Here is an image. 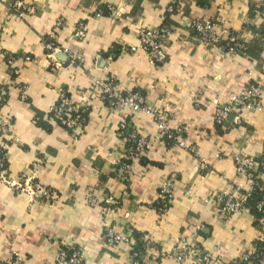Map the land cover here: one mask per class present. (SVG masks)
<instances>
[{
	"label": "crops",
	"instance_id": "obj_1",
	"mask_svg": "<svg viewBox=\"0 0 264 264\" xmlns=\"http://www.w3.org/2000/svg\"><path fill=\"white\" fill-rule=\"evenodd\" d=\"M170 3L174 12L166 14ZM98 5L113 11L97 17ZM259 9L258 0H0V49L19 69L13 78L0 56V86L10 90L0 121H12L0 137V260L18 253L21 264H52L64 247L80 248L84 264H177L164 254L184 236L213 256L211 264H229L251 252L258 237L264 240L260 216H217L225 193L248 188L235 171V154H264V92L263 107L244 112L241 125L213 123L215 104L240 92L249 76L264 90ZM199 17L228 29L243 49L233 54L195 41L189 23ZM57 18L65 27L53 32ZM79 21L87 25L86 36L69 38ZM159 23L170 38L167 62L154 66L138 48L137 32ZM45 41L55 46L48 56ZM108 76L119 89L140 92L144 107L168 113L172 127L185 128L186 147L169 146L151 113L135 110L134 128L150 136L153 147L121 183L113 178L109 153L120 148L117 128L129 111L102 101L97 82ZM22 86L26 100L19 97ZM61 87L72 102L90 108L76 138L49 117ZM167 178L174 180V195L159 212L158 188ZM36 184L52 195L28 193ZM91 193L112 198L104 216L86 204ZM105 226L140 243L148 238L154 247L141 255L136 246L134 257L125 245L107 246Z\"/></svg>",
	"mask_w": 264,
	"mask_h": 264
},
{
	"label": "built area",
	"instance_id": "obj_2",
	"mask_svg": "<svg viewBox=\"0 0 264 264\" xmlns=\"http://www.w3.org/2000/svg\"><path fill=\"white\" fill-rule=\"evenodd\" d=\"M259 14L264 17V0H258ZM32 7L25 9L26 13L32 12ZM113 7L108 5L96 7V16H102L106 13H112ZM173 4L166 7V14H173ZM165 14V15H166ZM21 16V14H20ZM193 33V38L198 43L218 51L228 50L231 53H239L243 49L242 44L231 35L226 28H217L210 19L195 18L189 23ZM65 27L64 20L57 18L53 24L52 31L57 32ZM87 34V25L79 21L74 26L69 38L83 39ZM53 37V35H52ZM138 48L146 54L149 62L154 65H162L167 62V54L164 46L169 41L170 33L165 24L159 23L156 26L141 27L137 32ZM44 49L46 55H50L55 50L53 41H45ZM0 56L4 58L8 71L13 78H17L19 69L15 65V59L10 54L2 52ZM75 57H71V63H74ZM29 57H25L28 60ZM14 81V80H13ZM102 101L109 108L123 105L129 111L123 120L120 121L117 132L120 139L119 150L113 149L109 155L111 157V170L116 182H127L134 174V165L140 161L153 147V140L150 136L139 134L130 119L135 110L145 109L152 115L153 122L158 129V133L163 136L169 146L185 148L183 133L185 128L182 126L172 127L169 124L170 115L163 111L148 109L144 107V98L138 91H123L119 89L115 79L111 76L98 81ZM263 88L254 83L252 77H248L243 89L240 92L231 95L225 102L215 104L214 125L224 129H230L235 125H241L242 114L250 110H260L263 107ZM20 99L26 100V87L20 88ZM10 95L8 87L0 86V107L3 106ZM89 105L84 102L74 103L69 98L67 91L61 87L58 89L56 101L49 110L50 119L64 127L76 138L77 133L82 131L88 122ZM12 126L11 120L0 121V137H2ZM1 151V149H0ZM235 171L241 179H245L248 188L244 191L237 186L235 194L225 193L222 197V205L219 208L217 216L220 219H227L232 214H250L248 201L252 195L260 193V200L255 205V209L260 213L262 226L264 227V154L255 157L246 153H237L234 156ZM3 163L0 161V168ZM174 180L167 178L161 182L158 188L159 212H164L170 204L174 195ZM239 188V189H238ZM27 192L37 196L40 199H47L52 195L49 189L41 184L28 187ZM86 204L90 208H97L104 216L110 211V205L114 204L112 198L100 200L95 193L87 195ZM264 243L261 237H258L253 243V250L245 253L242 257L233 260L229 264L250 263L251 259H258L264 264V255L257 252L258 243ZM104 243L107 246L115 247L125 245L132 252L137 245L136 239L129 233H121L114 230L113 226L106 227L104 233ZM142 254L148 253L154 247L147 238L143 240ZM175 261L177 264H185L193 260L195 264H211L213 256L199 246H194L189 238L179 237L172 248L164 254ZM22 257L15 253L12 257L0 260V264H21ZM52 264H84L83 254L80 248L67 249L59 248L53 259Z\"/></svg>",
	"mask_w": 264,
	"mask_h": 264
},
{
	"label": "trees",
	"instance_id": "obj_3",
	"mask_svg": "<svg viewBox=\"0 0 264 264\" xmlns=\"http://www.w3.org/2000/svg\"><path fill=\"white\" fill-rule=\"evenodd\" d=\"M0 153H1V151H0ZM4 165H5V162H4ZM260 198H261L260 193H256V194L252 195V197L248 201V206L250 208V212L255 217L256 216H258V217L261 216L260 213L257 212L256 209H255V205L259 202ZM136 246H137V248H136L137 252H139V254L142 255L143 252H142V245H141L140 241L137 242ZM257 252L260 253L261 255H264V243H261V242L258 243ZM250 263H252V264H260V261L258 259H256V257H255L254 259H251ZM241 264H249V263L246 262V263H241Z\"/></svg>",
	"mask_w": 264,
	"mask_h": 264
}]
</instances>
